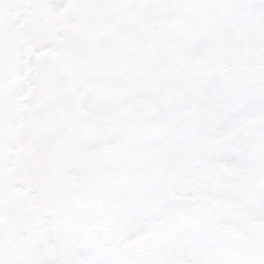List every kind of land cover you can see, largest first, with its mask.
<instances>
[{"label":"snow or ice","instance_id":"obj_1","mask_svg":"<svg viewBox=\"0 0 264 264\" xmlns=\"http://www.w3.org/2000/svg\"><path fill=\"white\" fill-rule=\"evenodd\" d=\"M0 264H264V0H0Z\"/></svg>","mask_w":264,"mask_h":264}]
</instances>
